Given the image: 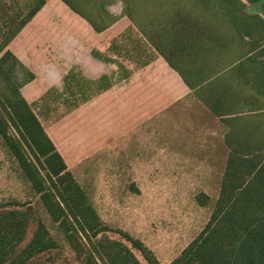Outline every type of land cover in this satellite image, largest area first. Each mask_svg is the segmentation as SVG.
<instances>
[{
	"label": "trees",
	"instance_id": "obj_1",
	"mask_svg": "<svg viewBox=\"0 0 264 264\" xmlns=\"http://www.w3.org/2000/svg\"><path fill=\"white\" fill-rule=\"evenodd\" d=\"M47 0H0V138L17 162L23 178L38 196L43 208L57 229L63 234L76 258L83 264H160L144 243L117 230L123 240L107 235L103 223L82 186L54 143L44 130L31 105L23 97L20 88L34 75L7 48L8 43L20 32ZM70 10L85 19L96 32L111 25L117 15L107 6L116 0H61ZM134 0H122L123 15L143 36L145 47H153L170 66L174 65L164 51V33L173 31L170 42L176 53L184 48V35L203 36L211 41V28L205 21L192 19L178 9L170 14L145 17L140 21L133 10ZM222 8L236 9L242 20L235 27L238 39L249 36L251 29L259 26L264 32V19L259 15L243 13L240 0H220ZM251 3L264 0H248ZM206 7L209 0H199ZM226 5V6H225ZM229 6V7H228ZM235 6V7H234ZM250 20L253 25H250ZM167 24L169 27L166 28ZM166 28V29H165ZM220 36V46H225ZM172 44V43H171ZM252 51L264 59V44L253 41ZM248 47L246 50L249 51ZM147 49V48H146ZM142 51L140 50L139 53ZM101 57L97 51H92ZM149 59H144V65ZM251 77H244L236 86L226 83L210 87V94L203 98L204 104L214 112L218 109L232 111L240 107L264 109V61L253 64ZM180 75L183 74L179 71ZM75 78L72 72L63 76V87ZM105 79L102 76L100 80ZM183 80L193 88L205 80ZM251 80L252 92L245 86ZM243 81V82H242ZM79 83V79L77 80ZM56 89L48 90L47 97ZM62 92L58 98L62 97ZM74 97L73 95H69ZM88 95L73 98L71 106ZM68 100V99H67ZM262 119L244 120L234 124L230 136L225 137L228 154L217 198L208 221L199 233L182 248L168 264H264V136ZM43 171V172H42ZM208 197H197L205 205ZM36 227L29 240L23 242L31 220ZM56 247V241L45 223L34 216L29 203L13 202L9 207L0 205V264H27L41 252ZM132 249L142 255L141 262Z\"/></svg>",
	"mask_w": 264,
	"mask_h": 264
},
{
	"label": "crops",
	"instance_id": "obj_2",
	"mask_svg": "<svg viewBox=\"0 0 264 264\" xmlns=\"http://www.w3.org/2000/svg\"><path fill=\"white\" fill-rule=\"evenodd\" d=\"M116 15L111 25L96 32L61 0H47L7 45L34 75L20 88L31 107L47 103H41L42 97L63 85L68 71L75 75L70 94L88 95L68 109L67 133L59 130L60 125L44 124L37 115L67 168L76 165L82 152L105 151L116 144L118 150L131 152L134 161L147 160L146 169L155 168L149 161L163 158L184 160V175H222L228 154L225 137L237 122L262 119L264 109L244 106L214 112L203 98L211 86H236L240 79L250 78L253 64L264 59H253L252 43L240 55L228 50L231 39L225 38L221 47L220 35L213 28L208 46L204 35H184V55L178 59L184 65L181 68L166 53L174 65L170 66L151 46L154 53L146 64L128 63L114 52L106 54L113 38L129 26L135 28L126 15ZM53 53L66 54L67 62L51 60ZM179 71L184 79L206 82L190 88ZM102 76L105 79L100 80ZM245 86L251 87V80ZM158 137H163L162 143ZM160 153L165 155L158 157Z\"/></svg>",
	"mask_w": 264,
	"mask_h": 264
},
{
	"label": "rangeland",
	"instance_id": "obj_3",
	"mask_svg": "<svg viewBox=\"0 0 264 264\" xmlns=\"http://www.w3.org/2000/svg\"><path fill=\"white\" fill-rule=\"evenodd\" d=\"M240 1L244 3L242 11L245 15H259L264 19L262 2ZM132 5L142 22L146 21L145 17L148 14L167 15L177 9L184 14H190L196 21H205L211 29L215 28L213 33L231 39L227 48L236 55L245 51L253 41H257L258 45L264 44V32L260 35L257 25L251 29L247 37L248 44H244V38L239 40L235 27L239 26L242 20L236 17L238 15L236 9L222 8L220 0H209L206 7L202 6L199 0H134ZM60 6L64 7L61 3ZM123 7L122 0H116L107 6L114 15L122 13ZM249 23L254 27L253 21L250 20ZM163 24L165 25V22ZM165 26L169 27L167 24ZM172 36L173 31L166 29L164 51L181 68L184 65L178 59L184 55V48L174 53L173 42H170ZM142 39L143 36L138 29L129 26L110 41L111 49L106 54L111 55L114 52L119 59L137 65L154 53L150 46H144ZM204 45L208 46L207 43ZM49 52L52 53L50 48ZM53 54L50 55L51 60L61 59L67 62L66 54ZM260 58L257 52H254L253 59ZM247 88L251 91L250 87ZM53 89H56V92L41 99V103L45 101L47 103H38V106L32 105V108L44 124L60 125L59 130L64 129V134L68 129V109L72 107L70 103L74 97L69 96V86L60 85L59 88ZM61 92L62 97L58 98ZM37 107L39 110L35 109ZM262 117L264 136V116ZM163 140V137H158V142L162 143ZM222 148L225 149L224 145ZM164 155L160 153L158 157ZM147 162L144 159L134 161L131 152L126 154L118 150L114 144L105 151L82 152L70 171L86 192L100 219L108 227L107 235L123 240L117 230L127 232L140 239L153 252L160 264H168L208 221L222 175H184V160L157 158L149 161L155 166L150 169L144 167ZM201 193L208 197L205 205H200L197 201ZM13 202L29 203L33 207L34 216L45 223L56 241V247L39 253L27 264H83L76 258L63 234L49 218L38 196L23 178L17 162L0 138V205L9 207ZM35 227L34 219L29 223L21 245L29 240ZM132 250L136 257L145 263L140 252Z\"/></svg>",
	"mask_w": 264,
	"mask_h": 264
}]
</instances>
